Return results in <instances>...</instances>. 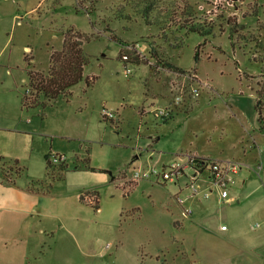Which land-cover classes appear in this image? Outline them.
<instances>
[{
	"label": "crops",
	"instance_id": "0c3cea01",
	"mask_svg": "<svg viewBox=\"0 0 264 264\" xmlns=\"http://www.w3.org/2000/svg\"><path fill=\"white\" fill-rule=\"evenodd\" d=\"M12 20L14 26L22 25L17 13ZM58 28L65 26L62 23ZM84 30H89L88 25ZM16 32L14 30L5 42L0 35V175L3 177L0 181V264H87L88 256L78 249L74 238L81 235L79 211L83 205L79 186L62 185L63 177L49 182L48 168L59 165L51 163L49 155L65 154L66 168L73 158L79 163L85 159L82 150L85 144L106 141L109 128L108 122L99 115L102 108L113 110L117 121L120 115L134 110L142 121L150 114L154 119L152 109L164 108L171 102L168 86L162 83L164 78H153L147 65H127L124 69V62L113 58L114 53L112 58H106L103 53L99 57L89 54L83 78L69 88L68 97L59 96L43 105L24 106L23 95L25 89H29L27 71H47L49 53L61 48L62 35L58 42L54 33L51 40H45L46 56L40 62L36 50L28 45L30 39H23L28 31L17 33L18 37ZM137 47L142 51L145 48L140 41ZM85 78H92L89 85ZM176 114L160 123L179 130L181 123L173 120ZM89 125H93L95 132L89 131ZM147 139L145 153L159 166L192 151L190 146L181 145L153 150L151 145L155 147L161 138L147 136ZM239 139L240 142L244 139L248 150L256 152L251 160L243 159L245 156L222 158L221 153L212 151L193 149L192 152L203 158L241 162L242 167L223 203L217 201L215 191L207 198L199 194L185 203L191 206V214L181 217L182 206L175 197L189 194L183 178L171 184L145 179L135 181L131 188H142L159 202L148 214V229L142 240L129 233L136 243L126 247L118 241L112 261L116 262L122 253L129 264H264V132L259 129L257 119L253 134L248 138L241 135ZM136 152L134 159L140 156L139 148ZM134 163L131 160L129 167L142 168L140 161L136 166ZM74 165L76 170H86L84 165ZM47 183H50L49 188ZM256 218L259 227L252 231L251 221ZM221 225H225V229H221ZM139 240L146 242L144 253L139 249ZM99 253H103L101 246Z\"/></svg>",
	"mask_w": 264,
	"mask_h": 264
},
{
	"label": "rangeland",
	"instance_id": "374dc122",
	"mask_svg": "<svg viewBox=\"0 0 264 264\" xmlns=\"http://www.w3.org/2000/svg\"><path fill=\"white\" fill-rule=\"evenodd\" d=\"M147 5L150 9L145 14ZM32 8L33 11H29ZM14 13L21 16V26H14ZM184 18L210 26L211 34L203 38L196 33H186L178 25ZM62 23L65 28L59 29ZM86 25L89 30H84ZM71 26L93 36L82 45L88 59L89 54L99 57L103 53L106 58H112L114 53L113 58L120 61L121 42L133 43L127 48L136 49L146 61L123 63L124 69L127 65H147L153 78H164L162 83L168 86L171 98L164 107L169 114L166 119L154 116L158 107L152 109L158 122L151 114L142 121L136 110L120 115L117 121L115 112L109 108L113 118L104 120L100 111L101 119L108 122L109 128L105 143L85 144L84 160L78 163L71 155L73 159L62 176L49 177L50 183L63 177L62 185L74 183L83 195L89 191L79 211L81 235H74L78 249L88 256L87 264H129L122 253L116 262L112 261L117 243L120 241L126 247L135 244V238L129 233L142 240L148 229V214L159 202L142 188H131L135 182L127 175L133 171L129 167L131 160L136 162L135 166L140 161L142 169L153 163L154 158L145 153L149 143L147 136L161 138L155 147L151 145L153 150L190 146L192 151L186 154L196 149L221 153L222 158L245 156L243 159L248 161L257 155L245 147L244 139L240 142L238 138L253 134L256 99L264 124V0H0L1 40L9 39L14 30L16 35L28 31L23 39H30L28 45L36 50L40 62L46 56L45 40L54 33L58 42ZM228 29L235 30L231 41ZM138 41L145 47L143 51L137 47ZM175 95H180L179 102ZM143 109L141 107V112ZM173 114H176L173 120L181 123L179 130L160 123ZM89 131L95 132L93 125H89ZM138 148L140 156L134 159ZM248 151L251 153L247 155ZM74 163L88 164L95 170H76ZM56 167L48 170L55 172ZM119 170H126L127 174ZM113 176L116 177L112 181ZM91 191H95V195ZM76 202L78 200H74ZM131 206L137 209L132 210ZM256 222L259 219H253L251 225ZM145 243L139 245L142 252ZM100 246L103 253L97 254ZM139 257L146 259L144 255Z\"/></svg>",
	"mask_w": 264,
	"mask_h": 264
},
{
	"label": "trees",
	"instance_id": "16d2710c",
	"mask_svg": "<svg viewBox=\"0 0 264 264\" xmlns=\"http://www.w3.org/2000/svg\"><path fill=\"white\" fill-rule=\"evenodd\" d=\"M150 6H146L144 13L147 14ZM87 13L91 14L90 11ZM144 14V17L146 15ZM186 17L194 19V16ZM189 24V25H187ZM181 29L186 33H196L199 36L206 38L211 34V27L206 26L200 21L196 23H191L187 18L183 19L181 24H178ZM228 38L231 41L232 33H235L234 29H228ZM91 37L89 33L76 30L74 26L68 27L62 38V46L59 50H51L48 58V69L46 72H37L29 70L28 75V93L23 95V105L24 106H36L43 105L44 103L51 102L59 96L68 97L70 94L69 88L76 83H78L83 78V67L87 65L89 59L88 55L83 51L82 45L84 42H88ZM232 43V42H231ZM233 44V43H232ZM128 45H133V43H127L126 41L121 42V48L118 52V59L124 63H141L145 58H143L134 48L128 49ZM126 58L123 59L122 57ZM195 56H197V50H195ZM92 80V78H91ZM91 80L85 78L87 85L91 83ZM41 97V98H40ZM259 103L257 99L255 100L254 108L257 114V122L259 129L264 132V124L262 119V113H260ZM49 165V164H48ZM53 167V166H52ZM86 170H95V168L90 167L88 164L83 166ZM56 171H49V177L55 179L60 178L63 172L66 170V166L61 163L56 167ZM52 179V180H53ZM44 181H39L43 183ZM50 183L46 185L49 186ZM45 185V186H46ZM95 195V191L90 192ZM89 194L86 191L84 195ZM83 193L80 195V200L84 201ZM96 202V196H95Z\"/></svg>",
	"mask_w": 264,
	"mask_h": 264
},
{
	"label": "built area",
	"instance_id": "2783aa9c",
	"mask_svg": "<svg viewBox=\"0 0 264 264\" xmlns=\"http://www.w3.org/2000/svg\"><path fill=\"white\" fill-rule=\"evenodd\" d=\"M122 58L125 59L126 57L123 56ZM28 91L29 89H25V93H28ZM175 99L179 102L181 100L180 95H175ZM167 112L165 108H157L154 110V116L166 119L169 115ZM101 116L107 120L113 118L112 112L107 108L101 109ZM65 160L66 155L62 153H51L49 155V161L54 165L64 163ZM241 167L242 164L239 161L211 160L188 153L184 154L181 159L172 160L163 166H157L156 163H153L145 169L133 168L128 178L131 182L145 179L165 184L175 183L183 178L189 194L188 196L177 195L175 200L182 206L181 217H187L191 214L192 208L185 204L186 201L199 194L203 198H207L212 191H215L217 201L223 203L227 199L229 187L234 183L235 176ZM1 180H3V177L0 175ZM201 187L204 188L201 189ZM258 227L259 223L257 222L250 225L251 230ZM220 228L225 229V225H221Z\"/></svg>",
	"mask_w": 264,
	"mask_h": 264
}]
</instances>
